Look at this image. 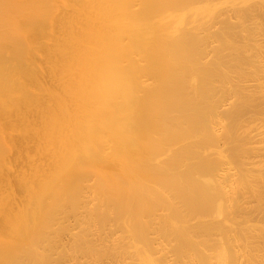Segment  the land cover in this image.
Listing matches in <instances>:
<instances>
[{
	"label": "bare ground",
	"instance_id": "bare-ground-1",
	"mask_svg": "<svg viewBox=\"0 0 264 264\" xmlns=\"http://www.w3.org/2000/svg\"><path fill=\"white\" fill-rule=\"evenodd\" d=\"M0 264H264V0H0Z\"/></svg>",
	"mask_w": 264,
	"mask_h": 264
}]
</instances>
